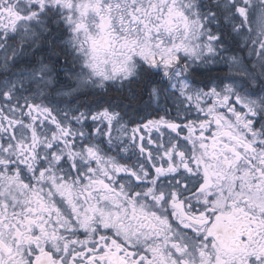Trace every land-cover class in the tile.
Masks as SVG:
<instances>
[{
  "label": "snow or ice",
  "instance_id": "obj_1",
  "mask_svg": "<svg viewBox=\"0 0 264 264\" xmlns=\"http://www.w3.org/2000/svg\"><path fill=\"white\" fill-rule=\"evenodd\" d=\"M0 264H264V0H0Z\"/></svg>",
  "mask_w": 264,
  "mask_h": 264
}]
</instances>
